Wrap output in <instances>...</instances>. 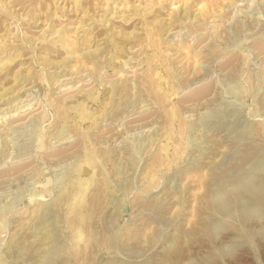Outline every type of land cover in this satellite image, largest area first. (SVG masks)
Returning <instances> with one entry per match:
<instances>
[{"label": "rangeland", "instance_id": "374dc122", "mask_svg": "<svg viewBox=\"0 0 264 264\" xmlns=\"http://www.w3.org/2000/svg\"><path fill=\"white\" fill-rule=\"evenodd\" d=\"M0 264H264V0H0Z\"/></svg>", "mask_w": 264, "mask_h": 264}, {"label": "bare ground", "instance_id": "6f19581e", "mask_svg": "<svg viewBox=\"0 0 264 264\" xmlns=\"http://www.w3.org/2000/svg\"><path fill=\"white\" fill-rule=\"evenodd\" d=\"M82 106H83V104H82ZM82 109V108H81ZM46 258V257H45Z\"/></svg>", "mask_w": 264, "mask_h": 264}]
</instances>
